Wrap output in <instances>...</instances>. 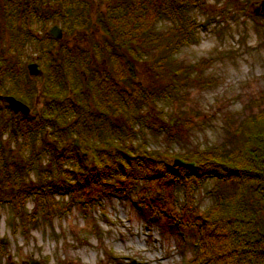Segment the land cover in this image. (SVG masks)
Segmentation results:
<instances>
[{"label": "trees", "instance_id": "1", "mask_svg": "<svg viewBox=\"0 0 264 264\" xmlns=\"http://www.w3.org/2000/svg\"><path fill=\"white\" fill-rule=\"evenodd\" d=\"M96 1L103 8L93 11L92 0H0L4 28L13 35L6 49L19 53L26 42L55 43L42 46L47 67L38 75H28L0 49V113L6 114L0 115V202L8 200L18 218L32 221L39 209L49 215L118 194L191 235L183 264H264L263 108L239 123L231 142L174 154L194 166L173 165L158 149L134 145L144 125L155 129L145 106L184 98L191 70L175 53L198 40L201 22L192 10L205 0ZM56 16L64 31L95 22L103 39L91 48L69 44L64 35L56 39L45 28ZM35 22L43 26L42 38ZM97 52L105 55L102 66L94 63ZM138 60H149L167 83L135 78ZM6 94L43 100L25 114L9 107ZM158 127L171 133L168 123ZM208 178L216 180L207 189L212 200L201 209L196 190ZM29 197L35 204L26 215L20 209Z\"/></svg>", "mask_w": 264, "mask_h": 264}, {"label": "rangeland", "instance_id": "2", "mask_svg": "<svg viewBox=\"0 0 264 264\" xmlns=\"http://www.w3.org/2000/svg\"><path fill=\"white\" fill-rule=\"evenodd\" d=\"M92 1L93 11L103 8V4ZM263 1L205 0L202 8L192 10L201 22L198 40L181 46L175 53L176 59L191 70L190 81L183 84L184 98L179 101L172 96L143 108L142 113L150 114L148 117L156 125L155 129L144 125L142 135L135 137L137 148L158 149L172 161L177 152H188L222 141L231 142L232 131L239 123L264 109V16L262 10L255 11ZM53 22L61 25L62 21L56 16L45 28L48 29ZM40 23L35 22L33 27L42 38ZM4 27L0 17L3 55L18 62L28 75L32 74L28 72L27 63L32 60L44 70L48 58L41 48L45 45L54 47L55 43L52 40L48 43L44 40L26 42L18 53L16 47L6 49L13 42V35ZM103 36L93 22L91 27L66 29L63 40L69 44L76 41L80 46L91 48L92 42L102 40ZM104 57L103 53L97 52L94 63L104 65ZM135 68V78L144 82L157 80V85H163L169 80L168 76L161 77L149 60L136 61ZM6 84L10 85L9 82ZM42 100V96L35 95L31 103L24 102L35 109ZM0 115L6 118L4 112ZM167 123L171 126V133L158 127ZM5 138L6 132L2 133L1 139ZM10 147L14 148V145ZM34 176L33 171L29 178ZM215 181V178H208L196 190L195 200L201 209L211 202L207 189ZM177 195L181 198L182 188L177 189ZM34 204L33 197H29L20 210L27 215ZM138 207L129 198L111 194L85 208L72 204L49 215L39 209L35 219L30 221L18 218L11 203L4 200L0 202V242L3 245L0 264H30L31 258L41 264L186 262L191 255V235L170 226L166 216L143 214Z\"/></svg>", "mask_w": 264, "mask_h": 264}, {"label": "water", "instance_id": "3", "mask_svg": "<svg viewBox=\"0 0 264 264\" xmlns=\"http://www.w3.org/2000/svg\"><path fill=\"white\" fill-rule=\"evenodd\" d=\"M261 6L264 8V1L261 3ZM258 9V8H257ZM256 9V10H257ZM48 31L56 38L61 39L64 34V29L58 24L53 23L48 27ZM28 72L32 75H38L41 73V68L39 63L35 60H32L27 63ZM5 99L7 100L10 108L15 111H21L22 113L28 114L30 113V106L12 94H6ZM173 165H190L194 166V160H185L181 157H175L173 160ZM30 264H41L39 260L31 258L29 261Z\"/></svg>", "mask_w": 264, "mask_h": 264}, {"label": "flooded vegetation", "instance_id": "4", "mask_svg": "<svg viewBox=\"0 0 264 264\" xmlns=\"http://www.w3.org/2000/svg\"><path fill=\"white\" fill-rule=\"evenodd\" d=\"M261 10H262V11H264V8H263V9H261ZM261 10H260V11H261Z\"/></svg>", "mask_w": 264, "mask_h": 264}]
</instances>
